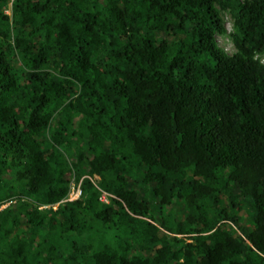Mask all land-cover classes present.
Masks as SVG:
<instances>
[{
  "label": "trees",
  "instance_id": "1",
  "mask_svg": "<svg viewBox=\"0 0 264 264\" xmlns=\"http://www.w3.org/2000/svg\"><path fill=\"white\" fill-rule=\"evenodd\" d=\"M263 53L264 0H0V264H264Z\"/></svg>",
  "mask_w": 264,
  "mask_h": 264
},
{
  "label": "rangeland",
  "instance_id": "2",
  "mask_svg": "<svg viewBox=\"0 0 264 264\" xmlns=\"http://www.w3.org/2000/svg\"><path fill=\"white\" fill-rule=\"evenodd\" d=\"M222 18H223V21H224L225 32H224V34L215 35V39H216L217 44L220 47H222L228 53H232L235 50L234 46L232 44V41L229 39L230 33L233 30L232 29V18L230 16V14L227 13V12L223 13ZM259 57H260V61L262 63H264V53L261 56H259ZM72 187H74V188L77 187V185H75V183H73V181L71 182V188ZM103 198H104V196H103Z\"/></svg>",
  "mask_w": 264,
  "mask_h": 264
},
{
  "label": "built area",
  "instance_id": "3",
  "mask_svg": "<svg viewBox=\"0 0 264 264\" xmlns=\"http://www.w3.org/2000/svg\"><path fill=\"white\" fill-rule=\"evenodd\" d=\"M79 193H80V189L78 188V187H72L71 189H70V192L68 193V195H67V200H73V199H75V198H77L78 197V195H79Z\"/></svg>",
  "mask_w": 264,
  "mask_h": 264
},
{
  "label": "clouds",
  "instance_id": "4",
  "mask_svg": "<svg viewBox=\"0 0 264 264\" xmlns=\"http://www.w3.org/2000/svg\"><path fill=\"white\" fill-rule=\"evenodd\" d=\"M70 187H71V186H70ZM53 207H55V205H54Z\"/></svg>",
  "mask_w": 264,
  "mask_h": 264
},
{
  "label": "bare ground",
  "instance_id": "5",
  "mask_svg": "<svg viewBox=\"0 0 264 264\" xmlns=\"http://www.w3.org/2000/svg\"><path fill=\"white\" fill-rule=\"evenodd\" d=\"M149 246V245H148Z\"/></svg>",
  "mask_w": 264,
  "mask_h": 264
}]
</instances>
